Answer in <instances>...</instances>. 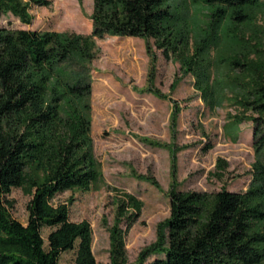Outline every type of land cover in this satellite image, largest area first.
Returning <instances> with one entry per match:
<instances>
[{
  "label": "trees",
  "instance_id": "1",
  "mask_svg": "<svg viewBox=\"0 0 264 264\" xmlns=\"http://www.w3.org/2000/svg\"><path fill=\"white\" fill-rule=\"evenodd\" d=\"M91 31L80 34L0 25V264H57L62 252L74 249L73 264H98L92 252V230L83 219H69L66 202L53 203L57 193L88 189L100 178L92 150V91L89 64L95 40L108 35L139 37L167 53L187 46V35L173 28L167 0H92ZM213 7L214 21L229 14L236 23L249 19L247 8L262 0H194ZM46 0H0V15L30 23L31 3ZM201 38L195 52L182 60L195 76V88L206 98L214 86L205 63ZM238 92L237 122L252 124L255 161L243 191L221 187L215 192L179 189L172 180L169 214L157 224L154 241L134 263L262 264L264 262V58L235 52L225 57ZM160 95V93H157ZM162 96V95H160ZM177 110V109H176ZM248 112V114H247ZM175 114V112H174ZM172 175L175 176L172 153ZM213 175L227 163L216 159ZM12 187L30 194L26 223L11 215ZM117 193V192H116ZM109 227L110 264L127 262L124 236L137 220L142 201L134 194L114 195ZM49 227L46 239L41 228Z\"/></svg>",
  "mask_w": 264,
  "mask_h": 264
},
{
  "label": "rangeland",
  "instance_id": "2",
  "mask_svg": "<svg viewBox=\"0 0 264 264\" xmlns=\"http://www.w3.org/2000/svg\"><path fill=\"white\" fill-rule=\"evenodd\" d=\"M92 2H32L30 23L1 14L0 25L88 34ZM167 2L173 28L187 35L186 47L164 53L152 40L148 46L139 37L108 35L95 40V57L89 64L90 136L101 175L88 189H69L52 199L54 204H68L70 220L90 223L98 264H110L109 227L119 191L142 201L139 217L124 236L131 264L154 241L157 224L169 214L167 191L172 180L178 181L179 189L215 192L221 187L243 191L251 178L252 124L237 122L233 116L242 112L234 99L238 89L232 79L237 72L225 57L245 52L264 58V0L246 9L249 19L243 23L229 14L214 21L213 7L194 0ZM201 38H206L202 57L214 86L212 97L207 98L195 88L194 74L182 68V60L195 52ZM218 157L227 163L221 177L213 175ZM6 197L13 203L11 215L25 224L30 194L12 187ZM49 230L41 228L44 240ZM74 255V249L62 252L57 264H73Z\"/></svg>",
  "mask_w": 264,
  "mask_h": 264
}]
</instances>
